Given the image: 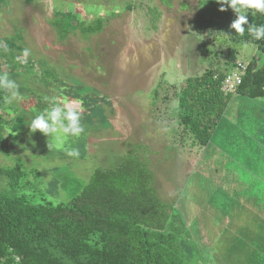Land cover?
Here are the masks:
<instances>
[{
  "label": "rangeland",
  "instance_id": "obj_1",
  "mask_svg": "<svg viewBox=\"0 0 264 264\" xmlns=\"http://www.w3.org/2000/svg\"><path fill=\"white\" fill-rule=\"evenodd\" d=\"M55 8L78 12L87 22L101 16L105 19L104 29L88 37L77 32L61 41L50 24ZM202 14L208 19L213 9L201 5L200 0H2L0 42L21 34V42L31 50L29 57L39 61L41 68L64 69L94 88L105 101L98 104L99 113L91 115L89 121L85 118L86 124L81 122L85 132L68 141L70 147L79 150L78 157L49 148L51 139L39 131H30L35 116L29 115L30 123L20 143L11 145L15 150L9 156L0 153V168L16 165L22 159L29 173L37 171L42 175L24 193L64 203L80 193L96 168L114 167L129 152L138 151L154 173V186L161 200L174 205L181 214V240L187 248L185 264H239L238 244L247 234L251 238L252 229L244 224L237 227V220L230 221L234 228L227 229L234 236L220 242L210 241L206 230L211 225L214 232L224 231L225 216L232 208L240 209L234 206L240 195L233 190L237 184L241 186L244 175L236 167L264 166V157L257 154L258 145L264 148V136L257 134L264 133V117H249L251 111H259L250 107L255 101L245 103L236 97L214 141L208 145L213 153L204 147L192 149L179 123L174 90L187 78L200 76L206 70H229V49L237 50V60L242 62L257 59L258 68L264 67V52L254 44L236 42L227 35L200 28L197 21ZM3 69L8 72L6 65ZM30 87L57 97L55 89L51 91L35 81ZM164 89H168L170 101L153 104L155 90L163 94ZM23 103L22 97L12 107L22 109ZM83 104L82 115L86 108ZM243 110H247L245 115H241ZM243 129L255 141L240 137ZM178 132L185 136L184 141ZM255 136L260 140L256 141ZM231 153L243 156L233 157ZM247 154L254 157L250 160ZM215 177L226 181L212 188L208 180L214 182ZM248 197L243 196L241 201ZM225 241L228 246H224Z\"/></svg>",
  "mask_w": 264,
  "mask_h": 264
},
{
  "label": "trees",
  "instance_id": "obj_2",
  "mask_svg": "<svg viewBox=\"0 0 264 264\" xmlns=\"http://www.w3.org/2000/svg\"><path fill=\"white\" fill-rule=\"evenodd\" d=\"M34 1L39 0H25ZM200 3L213 9L210 18L201 15L197 21L200 28L227 35L236 42L254 44L264 52V40H254L247 30L240 36L230 29L236 19L233 10L219 11L215 0ZM249 23L264 24V15L249 14ZM50 24L58 39L64 41L77 32L83 37L101 33L105 19L99 16L87 22L78 12L55 8ZM21 40V34H17L0 42L8 49L0 51V71H4V65L8 67L7 73L20 86L24 101L22 109L12 107L13 103L5 104L3 98L8 93L0 90V153L5 156L15 150V143H20L30 123L27 116H36L50 106L45 101L47 94L30 87L33 81L51 91L55 89L62 103L71 98L82 100L86 107L83 124L99 113L98 104L105 101L94 88L64 69L41 68L32 57H28L27 64L18 63L16 57L26 48ZM236 60L237 50L229 49L226 67ZM227 71L228 68L206 70L200 76L187 78L174 90L179 123L192 149L209 145L235 96L264 99V67H257V59L249 63L235 94L222 91ZM167 90L163 94L155 90L153 104L170 101ZM180 136L184 141L185 136ZM132 151L114 167L96 168L80 193L64 203L24 193L42 175L37 171L29 173L22 159L16 165L1 167L0 264H185L187 248L181 240V214L174 205L161 200L154 186V173L138 151Z\"/></svg>",
  "mask_w": 264,
  "mask_h": 264
},
{
  "label": "clouds",
  "instance_id": "obj_3",
  "mask_svg": "<svg viewBox=\"0 0 264 264\" xmlns=\"http://www.w3.org/2000/svg\"><path fill=\"white\" fill-rule=\"evenodd\" d=\"M220 5L219 11L225 12L230 8L236 15L230 24V29L235 30V34L243 36L245 31L256 41L264 40V24L256 25L249 23V14L254 17L257 13L264 15V0H215ZM0 51H8L7 47L0 45ZM31 50L23 49L21 55L16 57V61L20 64H27ZM20 86L9 74L0 71V90H6L7 95L4 96L5 104H12L14 101L22 99ZM45 101L50 106L32 118L29 125L30 131L36 133L39 131L51 143L49 148L64 151L70 157H78L79 150L68 145L71 137L79 138L85 129L81 123L82 104L83 101H71L62 103L57 97H45Z\"/></svg>",
  "mask_w": 264,
  "mask_h": 264
},
{
  "label": "crops",
  "instance_id": "obj_4",
  "mask_svg": "<svg viewBox=\"0 0 264 264\" xmlns=\"http://www.w3.org/2000/svg\"><path fill=\"white\" fill-rule=\"evenodd\" d=\"M236 61H240V60H236ZM250 63V62H247ZM230 69V68H229ZM239 97V95L235 96L232 101L236 98ZM240 99H244L245 103L251 102V101H255V104L250 106L252 108L259 109V111H254V113H252L251 110V114L249 117H251L252 115L254 116L253 118H260V116L262 115L264 117V99L258 100V99H250L248 97H243L240 96ZM246 99V100H245ZM231 101V102H232ZM231 104V103H230ZM249 106V104H248ZM244 107V106H243ZM239 108H242V105L239 106ZM228 110V109H227ZM227 110L225 115L227 114ZM247 110H243L241 115H245ZM243 117V116H242ZM243 121V118L241 119ZM260 120V119H259ZM222 121H224V117L223 119L220 120V123L218 124V130L219 128H221V123ZM242 131V130H241ZM239 132V131H238ZM236 132V134L238 133ZM261 132V131H259ZM234 133V132H232ZM241 134L240 137H242L245 140H249V141H255L254 137H252L251 134H248V132H244V129L242 132H240ZM224 133H222L223 135ZM226 135H223V137H228L227 133H225ZM257 134H262L264 136V133H257ZM217 135V132L214 134V137ZM256 137V136H255ZM260 140L258 137H256V141ZM212 141H214V139H212ZM218 141V140H217ZM206 149H208V146L205 147ZM195 149L200 150V148L196 147ZM197 150V151H198ZM213 153V148L210 147V149H208V153ZM218 152H216L217 154ZM261 153V157H264V148L263 146L258 145L257 148V154L259 155ZM231 155L233 157H237L239 156L240 158H242V154L237 155V153H231ZM247 156H249L250 160L254 157V155H250L247 154ZM260 156V155H259ZM262 164V163H261ZM259 165V164H258ZM256 166H239L236 167L235 164H233V166H235L237 169V171L243 173L244 175V181L240 184L236 185V188L233 190L237 193L236 190H238V194L240 195V200L237 199V201H234V206H240L239 208H232V210L230 211V215L229 216H225L224 221L227 222L225 225V230H219L217 232H214L212 230L211 225L207 226L208 230L206 235L208 234L210 241L213 240L214 241H218L220 242V240H222V238H225L226 240L228 238H232L234 236V234L232 232H228V227H232L234 228V224L233 226H230V221L233 220H237V227L239 225H246L247 227L251 228L252 231L250 230V237H248L246 235L245 239L243 241H241L238 245V258L240 263L239 264H264V166L261 165V167H257ZM251 167H253V170L251 169ZM247 168L245 171L244 169ZM211 181L210 183H212L213 185L211 186L213 188V186H216L215 184H217V182H219V184H221V181H223V183L226 181L224 179L220 180V178H214V182L213 180H208ZM218 184V185H219ZM195 188V187H194ZM246 195H248L249 197L247 198V200L245 201H241V198L244 196L246 197ZM210 202L208 203V205L210 206ZM212 209L214 210L213 205ZM199 210V209H198ZM208 211H210V209H207ZM207 210H205V212H208ZM204 211V209L202 210ZM201 213H199L198 216H200ZM236 225V224H235ZM203 231H202V234ZM200 235V236H201ZM253 235V236H252ZM217 238V239H216ZM216 241V242H217ZM229 242H224V246L226 244V246H228ZM244 243V244H243ZM243 244V245H242ZM256 246V247H255ZM232 249V248H231ZM245 253L249 254V256L246 257ZM251 255V256H250ZM255 257V259H253Z\"/></svg>",
  "mask_w": 264,
  "mask_h": 264
},
{
  "label": "built area",
  "instance_id": "obj_5",
  "mask_svg": "<svg viewBox=\"0 0 264 264\" xmlns=\"http://www.w3.org/2000/svg\"><path fill=\"white\" fill-rule=\"evenodd\" d=\"M248 67L249 63L242 61H235L230 64V69L227 71L222 84V91L225 94L237 93L238 88L242 84L243 78L247 73Z\"/></svg>",
  "mask_w": 264,
  "mask_h": 264
}]
</instances>
